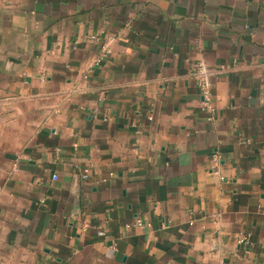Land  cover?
Wrapping results in <instances>:
<instances>
[{
	"label": "crops",
	"instance_id": "1",
	"mask_svg": "<svg viewBox=\"0 0 264 264\" xmlns=\"http://www.w3.org/2000/svg\"><path fill=\"white\" fill-rule=\"evenodd\" d=\"M54 263L264 264V0H0V264Z\"/></svg>",
	"mask_w": 264,
	"mask_h": 264
},
{
	"label": "built area",
	"instance_id": "2",
	"mask_svg": "<svg viewBox=\"0 0 264 264\" xmlns=\"http://www.w3.org/2000/svg\"><path fill=\"white\" fill-rule=\"evenodd\" d=\"M91 38H95V37L91 36ZM102 49H103L102 54L95 59L93 65L98 66L100 64L101 60L103 59V57L109 52V50L107 49L106 46H103ZM193 66H194V70H195L196 84L198 86L200 98H201L200 108L203 112H205L206 119L211 121V120H213V116H214V112H215V108H214L213 103H212V90H213L212 76H213V73L211 70L208 69L207 65L202 61L194 63ZM85 77H87V76H85ZM211 162H212V168H217L219 166L220 157L217 153L212 154ZM14 169H16V168H14ZM109 175L112 176L113 172H110ZM81 178L84 180L87 179L88 174H82ZM143 225H144L143 221L139 218L135 219L132 223L125 224V226L127 228H129V227H141ZM97 234L99 236L104 235V230L102 228H98ZM238 242L240 244H246V245L249 244L250 234H245V235L241 236L238 239ZM54 264H58V263H54Z\"/></svg>",
	"mask_w": 264,
	"mask_h": 264
}]
</instances>
